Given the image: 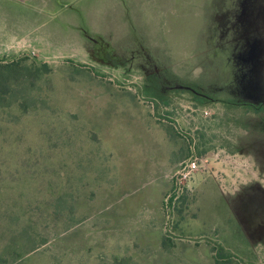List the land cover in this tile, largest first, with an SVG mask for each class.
Here are the masks:
<instances>
[{"label": "rangeland", "instance_id": "rangeland-1", "mask_svg": "<svg viewBox=\"0 0 264 264\" xmlns=\"http://www.w3.org/2000/svg\"><path fill=\"white\" fill-rule=\"evenodd\" d=\"M39 1L81 2L96 45L28 37L0 0V67L41 70L0 95V264H264V108L234 98L264 106V20L225 7L144 55L108 38L111 0Z\"/></svg>", "mask_w": 264, "mask_h": 264}, {"label": "crops", "instance_id": "crops-1", "mask_svg": "<svg viewBox=\"0 0 264 264\" xmlns=\"http://www.w3.org/2000/svg\"><path fill=\"white\" fill-rule=\"evenodd\" d=\"M18 1L19 0H16L15 4L13 2L10 3L11 27L14 26V24H16V26L18 27V17H21V15H25L26 30L31 31L38 28L41 31L40 33H38V35H35V33H30L28 31L27 34L30 33L28 37H31V35L33 37L36 36L39 39H42V41H44V39H48L49 45L56 44L53 41L54 39H64V45L68 47L73 46L74 48L80 49H82L83 46L96 45V43L90 41L91 36L85 33V28L81 26L80 21L76 23H70L65 19V14L67 13L77 15L80 12L79 10L81 7V2L77 3V5L74 4L70 9L59 8L53 9L51 11V4H49L48 9H46L45 7L44 10V3H42L41 7L38 6V2H40L39 0L37 2H35L34 0H21V2L25 3V7L22 10V4L18 3ZM111 1V5H113L115 9L116 6L118 8L119 5L121 6V13L123 15L122 20L124 22H122L120 26H113L112 28H114V30L112 31V33H107L108 38L112 40H116L118 38L122 39L123 45L130 48L140 47L141 50H143L144 55H146V51L147 54L150 55L156 54L154 50L151 51L148 48L149 39L161 40L162 38H164L172 40L174 36L175 38H178L179 33H181L182 35L183 29H185L186 34H189L192 30V33L194 34L195 29L193 26H196V28L199 29L202 25H204L205 21H207L208 15L210 14H213L215 16L214 27H224L223 22H225V13L223 9L226 7L225 0H122L121 3L117 0ZM50 13H52L54 17H51ZM163 15L165 16L164 21ZM108 29L109 28H105V30L107 31ZM120 29L122 30V34L121 31H119ZM188 34L186 35L187 39L189 38ZM206 36H208V34ZM196 38L204 39V34L198 33V36L194 37V39ZM83 39H90L89 43L83 42ZM189 39H191L192 41L194 40L192 37H190ZM58 44L59 42L57 43V45ZM111 44L114 45V42H112ZM191 44H193V42ZM42 45H45V43H43ZM129 53L132 52L129 51ZM170 55H172V53H170ZM171 59L172 58H169V60ZM220 77L222 76L220 75ZM226 77L232 79L231 75H226ZM233 78L235 79V77ZM233 83H235L234 86H236L237 88L239 85L238 79H236V82L233 81ZM250 84L251 83H249V85ZM226 85L227 82H225V86ZM230 85L228 86L229 88ZM236 90L234 91L233 88L228 89L227 91L220 90L221 92H218L217 94L218 99L220 101H225L223 96L221 97L222 99L220 98L221 94L226 93L228 95H232L233 92H236L237 94L241 91L240 88L238 89V91ZM262 97H264V88ZM234 98H239L240 101L244 102L245 104L258 106L256 104H253L252 102L246 103V101L241 99L240 93ZM231 100L232 99H230V101ZM261 104H264V102H262Z\"/></svg>", "mask_w": 264, "mask_h": 264}, {"label": "flooded vegetation", "instance_id": "flooded-vegetation-1", "mask_svg": "<svg viewBox=\"0 0 264 264\" xmlns=\"http://www.w3.org/2000/svg\"><path fill=\"white\" fill-rule=\"evenodd\" d=\"M225 5L230 17L229 24L232 22L233 28L238 29L239 25L246 28L250 19H256L259 23L264 20V0H225Z\"/></svg>", "mask_w": 264, "mask_h": 264}, {"label": "trees", "instance_id": "trees-1", "mask_svg": "<svg viewBox=\"0 0 264 264\" xmlns=\"http://www.w3.org/2000/svg\"><path fill=\"white\" fill-rule=\"evenodd\" d=\"M45 69L48 66L44 67ZM41 73V70L38 69L36 71L28 70L27 68H20L18 65H7L0 67V95L7 96L10 95L13 89L23 87V88H30L31 86L35 85L33 78H37L38 74ZM29 74V75H27ZM31 77V78H27ZM27 79V82H23V80ZM27 90V89H26ZM251 108H264L263 105L255 106L250 105Z\"/></svg>", "mask_w": 264, "mask_h": 264}, {"label": "built area", "instance_id": "built-area-1", "mask_svg": "<svg viewBox=\"0 0 264 264\" xmlns=\"http://www.w3.org/2000/svg\"><path fill=\"white\" fill-rule=\"evenodd\" d=\"M190 171H194L198 168V164L196 162L190 163L186 166Z\"/></svg>", "mask_w": 264, "mask_h": 264}]
</instances>
